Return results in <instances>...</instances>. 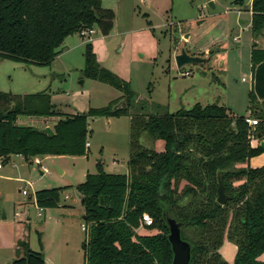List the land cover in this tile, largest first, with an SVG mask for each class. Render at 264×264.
Masks as SVG:
<instances>
[{
    "label": "trees",
    "instance_id": "16d2710c",
    "mask_svg": "<svg viewBox=\"0 0 264 264\" xmlns=\"http://www.w3.org/2000/svg\"><path fill=\"white\" fill-rule=\"evenodd\" d=\"M232 4L242 6L243 0ZM113 16L110 9L100 7V0H0V59L49 65L65 37L93 27L106 35ZM263 26L264 0H251V34H259ZM249 63L247 108L256 120L252 126L245 116L230 115L216 103L195 102L187 109L130 117L127 173H106L97 163V172L86 173L73 187L81 198L86 228L80 243L83 264H170L167 216L179 223L180 238L189 245L188 264H264L257 259L264 249V163L254 168L240 165L251 155L264 154L259 144H249L257 133L264 138V47L250 46ZM82 72L122 95L104 107L62 116L51 110L48 96L41 92L23 96L0 92V161L9 154L28 161L35 155H82L88 116L127 113L129 84L98 65L90 42L84 43ZM17 115L60 117L47 135L16 124ZM142 132L160 139L162 149L141 146ZM217 175L226 196L223 204L216 202ZM65 188L36 190L34 204L57 206ZM142 214L151 221L143 227L154 233H137ZM224 239L236 246L232 263L219 254ZM37 242L39 250L25 245L9 264H44L39 234Z\"/></svg>",
    "mask_w": 264,
    "mask_h": 264
},
{
    "label": "rangeland",
    "instance_id": "374dc122",
    "mask_svg": "<svg viewBox=\"0 0 264 264\" xmlns=\"http://www.w3.org/2000/svg\"><path fill=\"white\" fill-rule=\"evenodd\" d=\"M100 7L114 15L108 33L101 35L93 27L92 34L67 36L49 65L0 59V92L16 96L41 92L48 96L51 110L62 116L104 107L122 95L107 83L83 76L85 42H90L98 65L126 81L132 92L126 114L86 118L84 154L35 155L30 161L9 154L0 161V264L20 256L25 245L39 250L37 234L44 257L53 264H83V208L73 187L86 173H96L97 163L106 173H127L131 116L161 115L195 102L222 105L230 115H248V53L252 44L264 47V26L252 35L246 9L232 0H100ZM181 44L191 54L218 51L205 66L177 68L173 57ZM38 117L30 115L28 125L39 127L35 122L39 120L52 126L60 116ZM138 143L154 150L163 146L145 132ZM249 144L256 146L258 139L251 136ZM263 163L264 154L258 152L240 165L254 168ZM53 187H66L57 206L37 207L34 192ZM235 250L234 243L224 239L218 251L232 263ZM257 259L264 261V249Z\"/></svg>",
    "mask_w": 264,
    "mask_h": 264
},
{
    "label": "water",
    "instance_id": "95a60500",
    "mask_svg": "<svg viewBox=\"0 0 264 264\" xmlns=\"http://www.w3.org/2000/svg\"><path fill=\"white\" fill-rule=\"evenodd\" d=\"M209 5L212 6L211 2H209ZM217 47V46H216ZM217 48H212L208 51H206L203 54H191L188 53L184 47L183 44H181L178 53L174 55V63L177 68H180L182 66H188V65H201L205 66L209 55L213 54ZM123 103H120V106H122ZM12 108L10 107L9 110ZM38 131L45 133L47 135L52 134V129L49 126H42L37 128ZM227 130L232 131L233 130V122H231ZM255 137L259 140L258 144L259 146L264 149V138H260L259 133L255 135ZM78 202L81 203V198L79 195H77ZM226 196L223 191V185L221 184L219 180V176L217 175V187H216V202L219 204H223ZM166 225H167V240L170 245L172 257L170 264H188L189 261V245L186 241L182 240L179 235V223L176 222L173 218L167 216L165 217ZM44 264H50L48 261L43 260ZM9 264V263H6Z\"/></svg>",
    "mask_w": 264,
    "mask_h": 264
},
{
    "label": "crops",
    "instance_id": "0c3cea01",
    "mask_svg": "<svg viewBox=\"0 0 264 264\" xmlns=\"http://www.w3.org/2000/svg\"><path fill=\"white\" fill-rule=\"evenodd\" d=\"M250 1L251 0H245L244 2H243V4H242V6H240V7H242L243 9H246L248 12H249V23H248V26H250ZM235 6V5H234ZM239 22H241V21H239ZM92 34V33H91ZM69 36V35H68ZM66 39V37L63 39V40H65ZM217 45V44H216ZM218 46V45H217ZM216 51H218L217 49L215 50V52ZM249 51H250V49H249ZM209 57H210V55H209ZM209 57H208V60H209ZM248 59H249V53H248ZM208 62V61H207ZM200 73V72H199ZM201 74V73H200ZM203 76H204V74H203ZM249 84H248V87H247V91L249 90V88L251 87V83H252V80H251V74H250V63H249ZM241 80L242 81H245V78H243V77H241ZM21 117L22 115H17L16 116V119H15V122H16V124H18V125H23V126H27L29 123H28V120H30V118H28V117H30V115H23V117L22 118H18V117ZM28 116V117H27ZM31 116H34V117H36V118H39L38 116H35V115H31ZM245 116H248V117H250V118H252L250 115H249V112H248V115H245ZM27 117V118H26ZM56 118H58V117H56ZM27 119V120H26ZM20 120V121H19ZM23 121H27V123L26 122H23ZM35 122H37L36 124H39V127H42V126H49V125H46L44 122V124L43 123H41L39 120H35ZM34 122V123H35ZM54 122L55 121H53V123H52V125L54 124ZM43 124V125H42ZM41 125V126H40ZM28 126H30V125H28ZM34 127V126H33ZM39 127H35V128H39ZM50 128H51V126H49ZM143 226H145V224H143L142 223V225L137 229V233H140V234H144L146 231H144L143 229H144V227ZM40 250H41V252H42V254H43V257L44 256H46L44 253H43V250H42V246L40 247ZM44 260H46V261H48L50 264H53V262L49 259V258H47V257H44Z\"/></svg>",
    "mask_w": 264,
    "mask_h": 264
},
{
    "label": "built area",
    "instance_id": "2783aa9c",
    "mask_svg": "<svg viewBox=\"0 0 264 264\" xmlns=\"http://www.w3.org/2000/svg\"><path fill=\"white\" fill-rule=\"evenodd\" d=\"M92 32H93V29H86V30H81V31L79 32V34L82 35V36H84L85 34H91ZM244 121H245L248 125H250V126H252V125H254V124L256 123V120H255V119L250 118V117H248V116H245V117H244ZM84 145L87 147V146H88V142L86 141ZM33 162H34L35 164H39V161H38L36 158L33 159ZM22 193H24L23 190H22ZM141 218H142L141 220H142V223H143V224H145V225H149V224L151 223L150 218L148 217V215H146V214H142ZM80 229H81L82 231H85V229H86V228H85V225H84V224L81 225V226H80Z\"/></svg>",
    "mask_w": 264,
    "mask_h": 264
}]
</instances>
